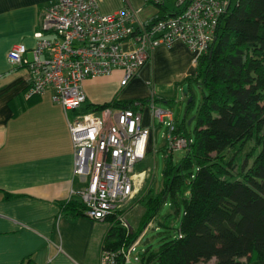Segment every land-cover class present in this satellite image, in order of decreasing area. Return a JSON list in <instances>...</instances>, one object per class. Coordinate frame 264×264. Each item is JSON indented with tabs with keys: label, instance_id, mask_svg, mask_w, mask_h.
Returning <instances> with one entry per match:
<instances>
[{
	"label": "trees",
	"instance_id": "16d2710c",
	"mask_svg": "<svg viewBox=\"0 0 264 264\" xmlns=\"http://www.w3.org/2000/svg\"><path fill=\"white\" fill-rule=\"evenodd\" d=\"M155 4L159 12L147 23L166 12L162 0ZM26 56L32 60V53ZM190 82L198 84L202 97L184 155L174 160V150L164 144L160 189L154 192L149 188L135 200L143 205V212L134 229L119 224L117 213L121 210L107 215L109 227L101 247L128 249L153 225L159 209L170 199L172 211L159 224L168 227L171 220L179 218V227L156 249L147 244L139 254L142 264L211 260L213 264H264V0H237L221 16L208 51L197 58L194 74L183 80L187 92ZM149 100H137L139 106L136 100L115 96L99 104L85 101L76 112L99 113L112 108L140 114ZM194 100L192 94L186 111L194 106ZM185 120L177 126L173 114L174 132L186 137ZM255 135H260L259 149L253 147L254 155L247 153L235 166L226 151L243 147ZM62 209L73 216L83 215L78 197L64 202ZM242 257L247 260L241 261ZM26 262L30 264L28 258ZM117 264H125L122 256Z\"/></svg>",
	"mask_w": 264,
	"mask_h": 264
},
{
	"label": "crops",
	"instance_id": "0c3cea01",
	"mask_svg": "<svg viewBox=\"0 0 264 264\" xmlns=\"http://www.w3.org/2000/svg\"><path fill=\"white\" fill-rule=\"evenodd\" d=\"M55 1L0 0V264H27V258L30 264H99L109 227L106 220L73 216L62 209L85 184L73 172L68 121L75 112L65 114L49 92L29 95L28 69L12 65L7 58L16 44H23L31 56L43 10ZM96 1L103 13L128 6L140 9L138 17L144 23L159 12L155 3L150 8L146 0ZM165 7L164 15L175 10V4L171 10ZM195 65L194 53L175 40L156 47L124 86L121 71L88 78L82 86L90 103L108 102L115 96L135 100L153 95L156 106L174 98L185 77L194 74ZM149 102L140 110L141 124L154 131Z\"/></svg>",
	"mask_w": 264,
	"mask_h": 264
},
{
	"label": "built area",
	"instance_id": "2783aa9c",
	"mask_svg": "<svg viewBox=\"0 0 264 264\" xmlns=\"http://www.w3.org/2000/svg\"><path fill=\"white\" fill-rule=\"evenodd\" d=\"M231 1L177 0L172 13L144 23L138 17L140 10L130 6L103 13L96 0H56L43 10L40 28L34 33L32 60L27 58L23 44L12 46L7 58L13 65L28 67L29 95L49 92L65 114L76 112L86 101L84 80L121 71L120 85L124 86L158 46L180 40L194 53L196 61L208 51ZM152 109L168 127V148H186L190 141L174 132L172 110ZM68 129L73 172L85 181L72 194L82 202L84 216L105 220L107 215L120 211L121 204L132 196L139 176L135 167L147 153L151 129L141 124L138 112L112 108L99 113L76 112L68 121ZM150 227L152 224L142 234ZM141 235L126 250L101 247L99 264H117L119 256L130 261L129 254ZM131 260L139 262V254Z\"/></svg>",
	"mask_w": 264,
	"mask_h": 264
},
{
	"label": "rangeland",
	"instance_id": "374dc122",
	"mask_svg": "<svg viewBox=\"0 0 264 264\" xmlns=\"http://www.w3.org/2000/svg\"><path fill=\"white\" fill-rule=\"evenodd\" d=\"M146 1H149L147 6L153 8V3L155 2L153 0H146ZM162 1L163 3H165L167 8L171 10L174 7V4L176 3L177 0H162ZM236 1L237 0L231 1L232 6L233 4H235ZM176 91L177 92L174 98L169 103L164 104L161 102H157L156 106H161V108L164 110L171 109L173 114L175 115L174 116L175 123L177 122L181 124L183 122V119L184 118L186 119L184 123L185 134L187 135L186 139L190 141L195 129V121L194 119L192 120V118L195 114L197 104L200 98L202 97V94L200 92V88L198 84L195 82H190V91H188L187 97L191 99V95L192 93H194L195 104L192 108L186 111V103L183 100V97L185 96L183 94V90L182 88H180L177 89ZM149 99H150L149 106L151 109V113L152 116L154 115L153 116L154 131L150 132V136L147 144L148 151L145 154L144 159L140 161L135 167V173H139L140 171L142 172L138 177H136L135 185L133 186V194L127 201L121 204L120 206L121 213H117V215L121 216V220L119 221V224L121 225L126 224L127 225L126 227H128L129 224L133 229L136 227L139 217L143 212V205L136 203L135 200L141 197L147 190H149V188L154 192L158 191L161 187V181H162L163 146L166 142L167 130H166V125L162 124L163 121H160L159 118L154 114V110L152 109V106L155 108H159V107H156L154 105L153 95H151ZM135 100H136V104L139 105L137 103L138 102L137 100L139 99H135ZM188 121H190L191 123H188ZM259 136L260 135L253 136L243 147L237 145L236 148H231L228 151H226L227 156H232L235 166L239 165L240 161H243L247 153H252V156L254 155V152H252L253 147L259 149L260 147L258 142ZM185 150L186 148L174 150L173 159L178 160L181 156L184 155ZM252 158L248 160L247 164L251 162ZM233 171L235 172L234 169ZM171 211H172V207L170 204V199H168L163 203V205L159 209L153 221L152 227H150L147 231H145V233L142 234L141 241L135 246V250L131 254H129L130 261L125 262V264H142L140 261L135 262L131 260V258L136 254L142 253L146 249L147 244H149L150 249H156L162 241L174 235L175 230L179 227V218H175L171 220L168 227L159 224V221H162L165 215ZM146 240H148V242L146 244H143L144 241ZM148 264H153V263H148ZM196 264H211V262L210 261L198 262Z\"/></svg>",
	"mask_w": 264,
	"mask_h": 264
},
{
	"label": "water",
	"instance_id": "95a60500",
	"mask_svg": "<svg viewBox=\"0 0 264 264\" xmlns=\"http://www.w3.org/2000/svg\"><path fill=\"white\" fill-rule=\"evenodd\" d=\"M182 90H183V93H184V94H187V85H186V84L183 85ZM192 120H193V118H192ZM188 123H190V121H188ZM141 237H142V235H141ZM141 237H140V238H141ZM147 242H148V240L144 241L143 244H146Z\"/></svg>",
	"mask_w": 264,
	"mask_h": 264
},
{
	"label": "bare ground",
	"instance_id": "6f19581e",
	"mask_svg": "<svg viewBox=\"0 0 264 264\" xmlns=\"http://www.w3.org/2000/svg\"><path fill=\"white\" fill-rule=\"evenodd\" d=\"M142 171H140L139 173H137V174H139L140 175V173H141ZM125 262V261H124Z\"/></svg>",
	"mask_w": 264,
	"mask_h": 264
}]
</instances>
